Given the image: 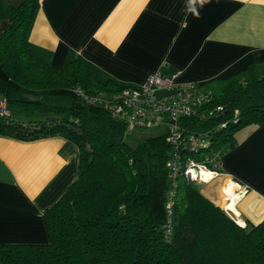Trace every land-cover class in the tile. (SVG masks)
Listing matches in <instances>:
<instances>
[{
    "label": "trees",
    "instance_id": "obj_1",
    "mask_svg": "<svg viewBox=\"0 0 264 264\" xmlns=\"http://www.w3.org/2000/svg\"><path fill=\"white\" fill-rule=\"evenodd\" d=\"M36 7L37 0H0L9 23L0 33V135L69 139L78 147L77 175L43 213L48 239L0 243V263L264 264V220L239 225L197 184L179 182L168 215L166 129L133 137L135 129L89 99L123 86L97 79L79 56L55 69L37 55L27 39ZM201 85L224 109L195 123L222 155L237 129L264 123V63Z\"/></svg>",
    "mask_w": 264,
    "mask_h": 264
},
{
    "label": "crops",
    "instance_id": "obj_2",
    "mask_svg": "<svg viewBox=\"0 0 264 264\" xmlns=\"http://www.w3.org/2000/svg\"><path fill=\"white\" fill-rule=\"evenodd\" d=\"M13 6L23 0H2ZM9 23L0 19V33ZM53 68L81 57L100 81L138 86L149 73L205 83L264 63V0H37L28 33ZM221 173L197 184L213 203L232 200L240 222L264 220V123L234 133ZM78 147L62 136L0 135V243L44 242L43 213L76 179ZM1 264V263H0Z\"/></svg>",
    "mask_w": 264,
    "mask_h": 264
},
{
    "label": "built area",
    "instance_id": "obj_3",
    "mask_svg": "<svg viewBox=\"0 0 264 264\" xmlns=\"http://www.w3.org/2000/svg\"><path fill=\"white\" fill-rule=\"evenodd\" d=\"M176 74L161 71L149 73L138 86H123L116 94L100 97L92 96L93 102H101L111 115L126 123V131L136 128L165 126L169 144V154L165 161L170 177V191L166 203L168 215L171 213L172 200L179 182L190 181L194 184L208 182L221 173L219 149L210 147V137L201 128L202 115H214L223 110L216 104L210 89L197 82H178ZM164 93L160 96L157 91ZM5 101L0 99V113L4 112ZM194 118V119H193ZM192 122V123H188ZM224 125V123H223ZM199 127V128H198ZM203 172L208 175L204 178ZM247 184L238 185L234 195L225 189V204L222 209L239 225L233 214V206H228L235 196H241Z\"/></svg>",
    "mask_w": 264,
    "mask_h": 264
},
{
    "label": "rangeland",
    "instance_id": "obj_4",
    "mask_svg": "<svg viewBox=\"0 0 264 264\" xmlns=\"http://www.w3.org/2000/svg\"><path fill=\"white\" fill-rule=\"evenodd\" d=\"M163 93L164 92L162 90L157 91L158 96L162 95ZM164 128H165V126L136 128L130 134L133 137H143V136H149V135H156V134L161 133ZM197 186H198V188L200 187L199 185H197Z\"/></svg>",
    "mask_w": 264,
    "mask_h": 264
},
{
    "label": "bare ground",
    "instance_id": "obj_5",
    "mask_svg": "<svg viewBox=\"0 0 264 264\" xmlns=\"http://www.w3.org/2000/svg\"><path fill=\"white\" fill-rule=\"evenodd\" d=\"M208 174L206 172H203V176L204 178L207 176Z\"/></svg>",
    "mask_w": 264,
    "mask_h": 264
},
{
    "label": "water",
    "instance_id": "obj_6",
    "mask_svg": "<svg viewBox=\"0 0 264 264\" xmlns=\"http://www.w3.org/2000/svg\"><path fill=\"white\" fill-rule=\"evenodd\" d=\"M239 220V218H237ZM240 221V220H239Z\"/></svg>",
    "mask_w": 264,
    "mask_h": 264
}]
</instances>
